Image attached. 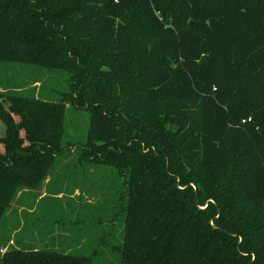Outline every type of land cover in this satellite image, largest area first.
I'll return each mask as SVG.
<instances>
[{
  "label": "trees",
  "instance_id": "trees-1",
  "mask_svg": "<svg viewBox=\"0 0 264 264\" xmlns=\"http://www.w3.org/2000/svg\"><path fill=\"white\" fill-rule=\"evenodd\" d=\"M0 69V264H93L91 239L39 224L43 202L73 224L96 206L51 186L71 109L77 161L123 181L117 264H264V0H0Z\"/></svg>",
  "mask_w": 264,
  "mask_h": 264
},
{
  "label": "rangeland",
  "instance_id": "rangeland-1",
  "mask_svg": "<svg viewBox=\"0 0 264 264\" xmlns=\"http://www.w3.org/2000/svg\"><path fill=\"white\" fill-rule=\"evenodd\" d=\"M24 68L29 67L19 66L14 68L11 73L12 77L9 80L13 82L20 80L25 74L19 71L16 72V69L22 70ZM1 71L0 69V80H3L2 77L5 78V76H2ZM67 79L68 76L62 72L46 75L43 79L45 82L43 94L46 95L50 92V95L54 98L58 94L66 92ZM88 123L89 115L86 111L75 109L67 111L64 143H72L75 148L70 154H66L67 157H71L69 159V161L72 160L71 164L58 172V176L54 178L51 186H57L58 182L62 183L65 180L69 186L80 184L84 188L83 196L92 197L91 202L96 206L83 208L81 214H79L80 220L78 219L73 224L72 220L74 218L71 219L70 216L65 215L59 204L43 202L39 207V211L40 213H49L46 216L48 222L43 220L44 222L41 221L39 224L41 226L47 224L50 226L53 225L52 221H57V225H60L61 229H72L74 237L85 235V239H91L94 244L86 246V249L80 251V254L91 257L93 264H117L120 255L117 249L121 244L119 239L122 237L120 229L124 223V207L126 203L125 194H122L123 181L116 177L115 172L111 168L94 167L85 162L79 163L77 161L79 149L82 148L86 141ZM3 131L4 127L0 123L1 137ZM14 220L15 217L12 218V221ZM28 220L30 222L31 217H27ZM2 233L4 231L0 229V243ZM29 236L30 226L28 229L23 230L18 239H28ZM102 238L105 242L100 244L99 239Z\"/></svg>",
  "mask_w": 264,
  "mask_h": 264
},
{
  "label": "crops",
  "instance_id": "crops-1",
  "mask_svg": "<svg viewBox=\"0 0 264 264\" xmlns=\"http://www.w3.org/2000/svg\"><path fill=\"white\" fill-rule=\"evenodd\" d=\"M79 194H80V190H75L74 193H73V195L71 196V199L74 198V200H75L78 197ZM44 195H45V191L42 192V195L41 196L43 197ZM57 198L60 200L58 202H61L62 204L65 205V203H63L64 202V199H63V195L62 194L58 195ZM85 199H86L87 202L92 203L91 200L93 198L85 196ZM75 203H77V200H75ZM56 235H60V236L66 237L67 234H65L63 232L56 231ZM59 245H61V242L58 240L57 246H59Z\"/></svg>",
  "mask_w": 264,
  "mask_h": 264
}]
</instances>
